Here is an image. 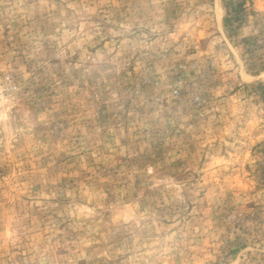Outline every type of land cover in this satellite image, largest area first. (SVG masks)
<instances>
[{
	"label": "rangeland",
	"instance_id": "rangeland-1",
	"mask_svg": "<svg viewBox=\"0 0 264 264\" xmlns=\"http://www.w3.org/2000/svg\"><path fill=\"white\" fill-rule=\"evenodd\" d=\"M0 264H264V0H0Z\"/></svg>",
	"mask_w": 264,
	"mask_h": 264
}]
</instances>
